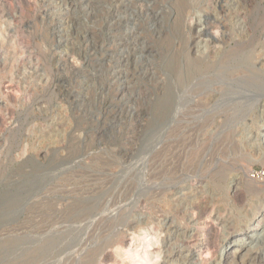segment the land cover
I'll list each match as a JSON object with an SVG mask.
<instances>
[{
  "label": "rangeland",
  "instance_id": "1",
  "mask_svg": "<svg viewBox=\"0 0 264 264\" xmlns=\"http://www.w3.org/2000/svg\"><path fill=\"white\" fill-rule=\"evenodd\" d=\"M0 264H264V0H0Z\"/></svg>",
  "mask_w": 264,
  "mask_h": 264
},
{
  "label": "bare ground",
  "instance_id": "2",
  "mask_svg": "<svg viewBox=\"0 0 264 264\" xmlns=\"http://www.w3.org/2000/svg\"><path fill=\"white\" fill-rule=\"evenodd\" d=\"M232 51H233V50H232ZM225 52H226V51H225ZM223 54H224V53H222L221 55H223ZM220 57H221V56H220ZM238 57H239V56H238ZM236 67H237V66H236ZM238 67H239V66H238ZM219 68H221V67H219ZM224 68H225V67H223V69H224ZM233 68H234V66H233ZM244 68H245V67H244ZM196 70H197V69H196ZM224 70H225V69H224ZM228 70H229V69H228ZM198 71H199V70H198ZM214 72H215V71H214ZM214 72H212V73H214ZM208 73H210V72H208ZM208 73H207V74H208ZM212 73H211V74H212ZM211 74H210V75H211ZM214 74H215V73H214ZM221 74H222V73H221ZM205 75H206V74H205ZM208 75H209V74H208ZM212 75H213V74H212ZM219 76H220V75H219ZM222 76H223V74H222ZM224 76H225V75H224ZM227 76H228V75H227ZM209 77H210V76H209ZM240 77H241V76H240ZM252 77H253V76H252ZM200 78H202V77H200ZM234 78H235V77H234ZM238 78H239V77H238ZM243 78H244V77H243ZM185 79H186V78H185ZM219 79H221V78H219ZM241 79H242V78H241ZM200 80H202V79H200ZM207 80H208V79H207ZM213 80H214V79H213ZM225 80H226V79H225ZM227 80H228V79H227ZM220 81H221V80H220ZM236 81L238 82V80H236ZM239 81H240V80H239ZM242 81H243V80H242ZM204 82H205V81H204ZM208 82H209V81H208ZM216 82H217V81H216ZM226 82H227V81H226ZM226 82L224 81V82H222V83H223V84H224V83L226 84ZM229 82H230V79H229ZM237 82H236V83H237ZM257 82H258V81H257ZM219 83H220V82H219ZM219 83H218V84H219ZM246 83H247V82H246ZM230 84H231V83H230ZM238 85H239V84H238ZM242 87H243V85H242ZM225 91H226V90H225ZM228 91H229V90H228ZM232 91H235V92H236L237 90H231V93H232ZM222 92H224V91H222ZM222 92H221V94H222ZM235 92H234V93H235ZM229 93H230V92H229ZM234 93H233V94H234ZM238 93H239V92H238ZM240 93H241V92H240ZM241 94H243V93H241ZM235 95H236V94H235ZM231 96H232V95H231ZM242 96H243V95H242ZM237 97H238V95H237ZM258 99H259V98H258ZM240 101H241V100H240ZM256 101H257V100H256ZM256 101H255V102L253 101L254 104L256 103ZM259 101H260V100H258V102H259ZM258 102H257V103H258ZM257 103H256V104H257ZM249 105H250V104H249ZM227 106H228V105H227ZM252 107H253V106H252ZM223 115H224V114H223ZM235 116H236V115H235ZM239 116H240V115H239ZM234 118H235V117H234ZM225 119H226V118H225ZM237 119H239V118H237ZM260 224H261V223H259L258 225H260ZM230 227H231V226H230ZM246 236H247V238L251 237V236L248 235V234H247ZM236 242H237V240H236ZM246 249H247V248H246ZM236 250H237V249H236ZM238 250H239V249H238ZM140 258H141V257H140ZM148 260H149V259H148ZM148 260H147L146 262H148ZM150 262H151V261H149V263H150Z\"/></svg>",
  "mask_w": 264,
  "mask_h": 264
},
{
  "label": "clouds",
  "instance_id": "3",
  "mask_svg": "<svg viewBox=\"0 0 264 264\" xmlns=\"http://www.w3.org/2000/svg\"><path fill=\"white\" fill-rule=\"evenodd\" d=\"M216 36H217V38H218L219 34L217 33Z\"/></svg>",
  "mask_w": 264,
  "mask_h": 264
}]
</instances>
